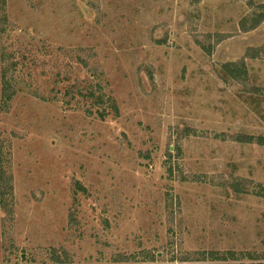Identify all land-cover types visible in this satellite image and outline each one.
Returning <instances> with one entry per match:
<instances>
[{"label": "rangeland", "instance_id": "374dc122", "mask_svg": "<svg viewBox=\"0 0 264 264\" xmlns=\"http://www.w3.org/2000/svg\"><path fill=\"white\" fill-rule=\"evenodd\" d=\"M228 250L264 264V0H0V264Z\"/></svg>", "mask_w": 264, "mask_h": 264}, {"label": "trees", "instance_id": "16d2710c", "mask_svg": "<svg viewBox=\"0 0 264 264\" xmlns=\"http://www.w3.org/2000/svg\"><path fill=\"white\" fill-rule=\"evenodd\" d=\"M90 97H93V94H89ZM98 100H100L98 98ZM199 255H202L203 258L204 257H207V258H210L211 260L213 261H225V260H229V261H234L236 258H240V257H246L249 259V262L248 263H245V262H240L238 264H262L261 261H255V258H252L250 255V253H245V254H242V253H236L232 250H228L226 252H218V251H208V252H201L199 253ZM201 258V259H203Z\"/></svg>", "mask_w": 264, "mask_h": 264}]
</instances>
